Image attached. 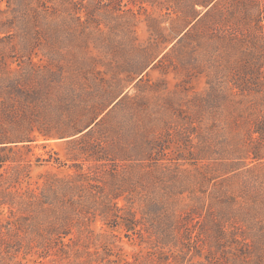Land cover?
<instances>
[{
  "label": "trees",
  "instance_id": "trees-1",
  "mask_svg": "<svg viewBox=\"0 0 264 264\" xmlns=\"http://www.w3.org/2000/svg\"><path fill=\"white\" fill-rule=\"evenodd\" d=\"M10 1L19 9L0 22L1 39L21 37L13 45L30 58L8 59L6 50L0 60V264H264V0H170L173 35L155 15L165 0H128L126 7L141 8L132 16L126 0H102L125 12L119 11L118 33L145 20L148 41L100 28L103 52L89 53L71 71L61 66L64 41L35 47L32 29L44 8L73 1ZM39 49L45 51L37 55ZM55 61L58 69L49 66ZM149 68L167 75L177 68L185 80L205 75L212 89L209 99L179 108L188 125L171 140L152 135L151 114L140 120L126 114L150 109L123 99L131 84L149 79ZM84 78L101 81L110 95L53 105L96 93L97 84ZM15 105L25 114L15 117ZM50 109L65 113L51 116ZM28 111L41 115L28 118ZM36 120L46 123L38 127L45 140L72 137L74 146L56 171L35 178L43 163L25 149L37 140L29 125Z\"/></svg>",
  "mask_w": 264,
  "mask_h": 264
},
{
  "label": "rangeland",
  "instance_id": "rangeland-1",
  "mask_svg": "<svg viewBox=\"0 0 264 264\" xmlns=\"http://www.w3.org/2000/svg\"><path fill=\"white\" fill-rule=\"evenodd\" d=\"M73 4L69 7L61 6L55 7L47 6L44 8L45 10L40 11L38 15V20L34 21L33 23V29L32 31L36 29V32L34 33L36 37V44L35 47H38L39 45H43L45 47L49 43L64 41L66 46L64 44V51L67 53L65 61L61 64L62 67H66L65 69H75L74 67H78L79 63L82 65V61H84V58L87 57L89 53L96 54L103 52V44L101 43V38L103 37L101 29L108 32V34L114 38H117V35H121L122 37L126 38L127 40H132V38L136 37L139 39L138 43L141 44V42H147L150 32H148V26L147 22L144 20L142 22H138L136 27H132L129 29L130 31H126L124 33H118V29L120 28V25L116 23L119 17V11L123 13L122 10H120V4L115 3L113 4V7H104L108 5L110 2L102 1V0H72ZM176 1H183V0H176ZM13 2V1H12ZM10 0H0V22L4 21H10V19L13 17V14L17 9H19L17 6H14ZM14 2H17L16 0ZM128 0L123 1V7L128 8V15L132 16V9H134V13L138 11L140 6L137 3L130 4L129 6H125L127 4ZM165 7L164 8H158L155 12V15L159 16L162 21H164V27H165V33L173 35L176 32L172 30V22L173 18H175L177 15L173 14L171 7L173 6V3L170 0H165ZM23 4V3H22ZM149 5V4H148ZM147 8V11H153V8L151 5L147 6L144 5ZM100 7V8H99ZM144 10V9H143ZM174 11V10H173ZM45 13H47L45 15ZM90 17V19H89ZM239 18V16H237ZM142 19H144V16H141ZM20 19L22 17L20 16ZM123 20H128L126 16H122ZM90 20V21H89ZM121 20V18H120ZM99 21L101 22L100 27L94 26V22ZM106 24L108 26H106ZM192 25V24H191ZM263 25V24H262ZM98 27V28H97ZM109 27L113 28L109 29ZM101 28V29H100ZM25 29V28H24ZM5 33L0 32V60L1 57L4 56V52L10 51V57H14L17 60L23 59L29 60V56L22 55L21 50L18 49L21 45H13V44H22L23 39L21 37H12L9 39H1L3 36H5ZM87 38V44L85 42V39ZM98 42L101 43L102 47L99 46ZM12 45L16 47V50H12ZM38 45V46H37ZM90 45V46H89ZM172 45V44H171ZM170 45V46H171ZM169 46V47H170ZM11 47V48H9ZM34 47V48H35ZM33 48V50H34ZM58 49L55 48V51ZM105 51H107V48H104ZM128 50V49H127ZM168 50V49H166ZM19 52L15 54V52ZM36 50L37 55H40L42 52ZM131 52L128 54L130 55ZM25 56V57H22ZM78 58V61L76 60ZM102 58V55H101ZM172 60H175L174 54L170 53L169 57ZM37 60V57L34 58ZM47 60V58H44ZM43 59V60H44ZM42 60V61H43ZM77 61V62H76ZM76 62V63H74ZM49 66L52 69H58L59 64H49ZM17 67L16 65H12V68ZM150 71V77L149 79L144 80L143 82L139 83L138 85L131 84L123 94L128 93V96L123 99H139L141 103H145L146 105L150 106V109L148 111H131L126 112V114L131 115L132 117L136 118L137 120H140L144 116V114L152 115V120L155 123V127L152 131V135L154 136H161L163 134L170 135V138L167 140H171V135H176L177 132L183 127H187L188 123L182 119L183 116L181 113L183 110H187L185 107L186 104H190L192 100L194 99H209V93L210 85L207 83L208 78L205 77V75L202 76H196L192 79L185 80V73L181 72L180 70H173L170 72V74H163L158 69H148ZM71 71V70H69ZM74 74V71H72ZM196 75V74H195ZM110 78L112 79V83H116L114 78L112 77V74H109ZM228 79V78H227ZM69 82L73 83L72 80H68ZM82 81V80H81ZM110 81V80H108ZM83 83L85 85L88 83L97 84L95 85V91L93 95H82L80 97L74 96V99H56L53 103V105L57 104L58 101H63L65 103L67 102H77V103H83V102H90L95 99L98 101L101 99H105L108 95H110V90L106 88H101L103 85L101 81L95 80L94 78L92 80L83 79ZM230 83V82H229ZM136 84V83H135ZM74 85L78 87V83L74 82ZM100 87H99V86ZM231 85V84H230ZM88 88V91L91 90V88ZM212 92V91H211ZM260 93H263V88L260 90ZM7 99H10L9 95H6ZM21 99L22 103H26V99L16 96L14 97L11 95V100L17 101L18 99ZM120 99V97L118 98ZM245 99H258L256 95L247 96ZM19 101V102H20ZM182 107V108H181ZM183 109L180 111V109ZM28 109V108H27ZM11 111L15 113V117H19V115L25 114V112H21L19 110L18 106L15 105L11 108ZM11 112V113H12ZM27 112V111H26ZM190 113V109L188 110ZM12 113V114H13ZM28 118H34L36 115V119L39 118L41 113L33 114V111H28ZM44 114L42 117H45V115H48V111H44ZM49 113L51 116L58 117L60 115H63L65 113L64 111H60L59 114L58 111L54 109H50ZM147 115V116H148ZM189 115V114H188ZM211 118L209 122L203 123V126L205 128L209 127L212 123ZM40 121V120H39ZM227 122V121H226ZM32 127H35L33 130V135L35 137L37 136V140L33 142L32 147L30 148V152L28 149H25V151L30 155L31 159L33 161H40L43 163V167L37 169L34 171V177L36 178L37 175L42 172L46 171L48 169L57 170V163L60 162V159L63 161L67 159V155L71 156L73 153H71V150L73 149L74 144L68 143V139H71L72 137H66V138H55L50 141L45 140L43 136H41V130L38 129V127H47L46 123H38V120L36 122H32L29 124ZM52 127V126H51ZM53 128V127H52ZM54 131L55 128H53ZM177 129V130H176ZM185 129V128H184ZM246 129V128H245ZM187 129H185L186 131ZM75 137V136H73ZM73 151V150H72ZM60 158V159H59ZM80 165H83L85 169H88L90 162L86 161L84 158L80 159L78 161ZM105 168H102L104 171ZM106 170V169H105ZM74 171V170H72ZM104 223L102 220H99L97 223V229L102 230L104 229ZM123 241L124 247L128 251H134L135 247L130 245L127 242V239L124 238Z\"/></svg>",
  "mask_w": 264,
  "mask_h": 264
}]
</instances>
